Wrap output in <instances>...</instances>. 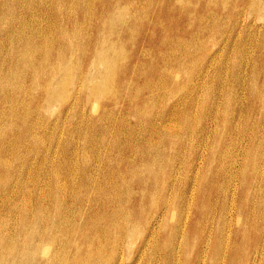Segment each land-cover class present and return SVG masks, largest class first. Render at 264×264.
Instances as JSON below:
<instances>
[{
	"label": "rangeland",
	"instance_id": "374dc122",
	"mask_svg": "<svg viewBox=\"0 0 264 264\" xmlns=\"http://www.w3.org/2000/svg\"><path fill=\"white\" fill-rule=\"evenodd\" d=\"M70 1L71 0H65V3H68V6H73L71 7V10L73 11V14H75V12L77 11L75 14V16L77 17V22L81 23V26L78 24L72 27L70 25H67L68 29L73 32L71 33V35L73 34V43H76L75 40L81 35L86 41H94L96 39H99L100 35H102V38H104L105 36V39H103V45L105 47L112 45L110 46L111 49L108 52H105L108 53V56L110 57H107L106 62L97 64L94 63L97 66L95 67L93 65V69H91V67L87 65V57H83V45H79V47L76 43V45H72L71 47V45L66 46V44L64 46H58L56 43L52 45L49 44V50L51 49L54 53L57 52V55H59L58 53H61V56H59L62 58V63L66 65L67 70L64 73H57L55 77H51L54 81L53 85L55 88L52 87L53 89L49 91L50 93H45L46 90L42 86L40 88V84L42 83L41 85H43L44 80L50 77V74L46 71L45 75H49H40L45 73L43 70L44 67L43 69L41 68L42 66H45V62L41 64V67L39 66V63L37 65V67L39 66V69H35V72L31 70V73L33 74H35L36 72L38 74V72H40L38 74L39 77L37 76V74L32 76L30 72L24 74L23 69L26 58L24 59L22 57L21 60H19L20 62L18 61L19 63L15 61L17 59L14 58L11 60L5 59L2 54H5V47H8V42L3 43L2 41H0V56L3 57H0V63L2 64H0V69H2L4 73H7V78L13 77V79H15L14 81L13 79L9 78L10 81L8 80V85L5 88L6 90L4 89V93L0 94V108L2 109H0V112L3 114L2 115L0 113V131H4L3 133L0 132V155L2 156L0 157V166L2 165V168L0 167V226H2L0 228V231L2 229L1 234L4 235V237L0 239V264H119L118 261L120 260L121 264H184L188 256L189 259L186 260V262L187 264H190L195 258L197 248L194 244L197 238L195 237L194 231L189 232V234L184 238H182L181 232L178 231L179 234L177 233V237H175L174 241L172 240L174 234L171 233V227L175 224L176 217H179L185 210V207H183V203H186L184 202L185 200H181V202L176 203V205H178V208H176L177 210H173V204L170 203L169 211L165 218L166 225L165 223H162V225L160 224L161 227H159V225L155 227L157 230H160L157 234L158 237L156 236L152 240V245H154L156 248L153 247L154 250L152 248L147 249V251L145 250L143 253L144 257L142 255V257L140 258V262L137 261V257L139 256L136 257L134 253L135 246L141 238V231L143 230V227L145 228V226L147 225V221L150 219V216L152 214V212L150 213V210L148 208V206H150V201L152 198L150 199V195L148 194L150 193L154 196L160 194L159 188L160 185H162V182H166L167 184H169V180L171 178V182H173L174 184V189H176L178 186H185L187 189V193L189 192V194H187L185 191V199L187 198L186 201H188L189 204L191 202L189 209V212L191 211L190 217H203L207 209L212 206V212L213 214L216 213L217 219L220 220V217L222 216L225 222H228L231 215H227L226 213L218 215L220 204L224 200L226 201V204H228L227 202L229 201L231 203V206L233 204L235 208L237 207L238 210H243L244 212L243 214H241V221L237 220L236 215H233V231L235 230L237 223L240 224L241 227H245L247 220L249 221L250 218L251 220H255V225L257 222L258 226H260L264 231V205L262 206V204L264 203V0H253L255 4L257 2L256 5H258L259 2L258 8L257 6L249 5L252 4L248 3L251 0L246 3L245 0H117L120 1V6L126 4V8L121 7L119 8V10L115 8V12L114 10L112 12L113 15L106 16L103 22L101 17L104 10L102 11L101 7L107 4L108 8H112L116 3V0H85L86 3L84 2V0H76V2L75 0L74 2H72L73 0L71 2ZM2 2L3 3L0 2L1 5L6 3L8 5L11 3L8 0H3ZM78 2L79 4L77 6L75 3ZM45 3H47V1ZM81 3L84 6H82ZM248 6L251 7L249 8ZM82 7H85V16L83 15V12H81ZM19 11L20 10H18V12ZM0 12L1 16L2 11L0 10ZM91 24L93 26L95 25L97 30L99 29L98 32L93 31V28L90 27ZM3 25H5L4 22ZM111 25L113 26V28ZM78 28H80L79 31L77 30ZM57 31L58 30H56L55 32ZM74 34L76 38L74 37ZM255 35L257 37H255ZM151 38L153 39L152 44H150L148 41ZM253 38L255 40H253ZM107 39L108 41H106ZM161 39L164 42L163 44H165V46H161ZM257 40L260 43H257ZM262 41L263 43H261ZM244 42L246 44H244ZM244 45L246 46L244 47ZM112 49L113 53H115L116 55L112 53ZM62 50L64 51V53L62 52ZM1 60L4 62V64ZM54 60L55 58L49 59V62H54ZM16 62L18 66L15 64ZM37 62L38 61H36L35 63ZM81 63L85 68H88L87 70L89 72L93 70L91 72L92 74L96 71L103 70L111 75L108 77V74H105L103 78H100V81L96 79L97 82H99L98 85L100 86L101 94L99 93L97 95L89 97L87 91L83 90L82 87L84 82H82V79L79 78V76L77 77L76 75L78 72V65ZM46 64L49 65L50 63ZM105 67L107 68L105 69ZM5 69H10L11 71ZM16 70L18 71L16 72ZM72 70L73 72L71 73ZM14 71L16 73L14 75L19 76L14 77L12 73ZM20 73L23 75V77H21L22 75ZM125 73H128L127 81L125 80V78H123V75ZM10 74H12V76ZM1 75H3V73H1ZM31 76L35 77V79L33 78V80H31ZM42 77L43 79L45 77V79L41 80ZM20 78H22V80ZM72 78L73 80H71ZM109 78L110 80H108ZM2 80L5 81V79ZM16 80L21 81L20 83H22L24 88H18L17 86L19 82H17ZM30 80L32 83L29 82ZM68 80H71L72 83ZM13 81L16 82V84ZM26 83L28 86L26 85ZM30 83L32 86L29 85ZM111 84H113V86ZM17 88L19 89L18 91L16 90ZM33 90H36L37 92ZM8 91H10L11 93ZM15 93L17 94V96L13 95ZM5 94H8L10 97H6L7 95L5 96ZM229 94L231 96L233 95V97L235 98H232V100H230L231 98H228L231 97ZM122 98L124 101L122 100ZM69 100H71V102ZM236 100L240 101V103ZM233 101L237 105H235ZM248 101L250 102V104L248 103ZM204 102L205 104H203ZM73 103L75 104L74 106H72L73 108H70V111L67 110L68 107ZM213 108L216 110H214ZM223 110L226 113H224ZM230 110L232 111L230 112ZM184 113H186V115ZM187 116H190L188 117L189 122L186 120ZM176 117L180 121L175 120ZM20 119H25L26 121H21ZM191 119L193 122H191ZM11 121H13L11 125H14V129L10 125ZM151 121H153V123L151 124L152 126L150 125ZM184 121L187 122V125ZM23 122L25 124H23ZM168 122H170V124ZM174 122L178 125H176ZM190 123H192L191 126ZM9 126L11 128H9ZM20 126L21 128L19 130ZM164 126H166L165 128L171 126L170 129L172 130H166L165 136L160 137L159 135H162L161 132ZM260 126H263V129ZM25 129H27V131ZM192 129H194L195 132H193ZM13 131L18 132L15 133ZM167 133L169 134V136ZM173 133L174 136L171 137V134ZM17 135L19 136V138H17ZM31 136H33L34 138H32ZM175 136H177L178 138ZM195 136L197 138H195ZM174 137L176 140L174 139ZM11 139L12 142H10ZM1 150L4 151L2 152ZM45 150L48 151V156L46 155V157L44 156ZM253 152L255 153V155L253 154ZM246 155H248L249 157ZM5 157L8 159H6ZM13 157L15 158V160ZM17 159H19L21 162ZM4 160L7 161L5 162ZM44 160H47V163ZM11 162H13V164ZM15 162H17L18 164ZM24 162L26 163V165L24 164ZM125 162L129 164H126ZM3 163H5L6 165ZM8 164L9 168H6L5 166L8 167ZM40 164L42 165L40 166ZM43 164H46L48 167ZM241 165L242 167L245 165L246 166L242 168L240 167ZM67 166L70 168H68ZM151 166L157 170L156 176L149 177L150 183L153 184V186L148 191H144L146 196L143 197L142 211H139L138 213L134 212V214L131 211V206L128 199L132 197L133 201H135L136 197H141L142 193L141 187L136 184L138 182L135 178L140 177V175L146 177L148 175L147 169H150ZM128 167L130 168V170ZM186 167H188L189 169ZM6 169H10L9 172ZM38 169H40V171ZM125 169L128 171L125 172ZM49 170L54 172H51ZM60 170L63 171V173L60 172ZM18 171L21 173H19ZM129 171H132V173L130 174ZM6 172L9 174H7ZM44 172H46V174ZM139 172H142V174H140ZM242 172H244V177ZM36 173L38 175H36ZM53 173L57 175V179L58 181H60L58 183L62 184L61 191L57 192L54 189L53 185L55 184V176ZM86 173H88V175ZM260 173L263 177V180L260 183V187L263 185V188L261 187V189H258L253 193L251 189L243 188L242 185L239 186L242 180H245V183L250 184V181L254 179L255 176H257L258 178L261 177ZM50 177H53L54 179H51ZM88 177H90V180ZM86 178H88V180ZM26 180L28 181L26 182ZM174 180L176 181L174 182ZM30 181H32L33 183ZM34 181L38 182L35 183ZM64 184L65 186L63 187ZM24 187H26V189ZM21 188H23L24 190ZM45 190L46 192H43ZM22 191H25L24 193L28 192L29 194H24ZM243 191L247 192L248 194L245 196L243 194ZM262 191L263 193H261ZM30 192L32 193L30 194ZM74 192L78 193V197L76 193L74 194ZM87 192H89L90 195ZM22 193L24 195H22ZM33 193L37 194L34 195ZM161 193V199H164V187L163 190H161ZM193 193L195 195H192ZM64 194L67 195L65 196ZM106 194H108L109 196ZM38 195H40L41 197L43 195L44 197H40V199ZM190 195L193 196V198H191ZM84 196L86 197L83 198ZM7 197L12 198H9L10 200L7 201ZM36 197L37 200L34 201ZM90 197L92 198V200ZM112 197L114 198L112 199ZM251 197L259 201V203L262 200V202L260 203L261 205L259 204L260 207H258V205V208H256L258 210L257 212L255 210L256 201L253 207L250 202L246 201V198ZM48 198L51 199L48 200ZM105 198L106 200H104ZM59 199L62 202L66 201V205ZM156 199H158V197ZM39 200L40 204H38ZM76 200L78 201L76 202ZM192 200L194 202H192ZM124 201L125 203H123ZM15 202L17 205L15 204ZM27 203L28 205L33 206H28ZM6 204L8 206H6ZM95 204H97L98 206ZM120 204L123 205L122 208V205ZM23 205L26 207H24ZM2 207L5 209H3ZM40 207L42 210L40 209ZM118 207L120 209H118ZM251 207L253 211L251 210V214L249 215L250 218L246 217V219V211ZM38 210L41 212H38ZM159 210L160 208L154 213L158 212ZM6 211H8L9 213ZM17 211H20V213L22 214ZM25 211H27L28 214L30 213L27 218L28 220L23 216ZM35 211L36 215L34 214ZM10 212L12 215L10 214ZM124 213L127 215H125ZM258 213L259 215H261L260 218ZM128 214H130V218ZM61 215L63 216V218L61 217ZM37 216L38 218H36ZM80 216L83 217L81 218V220ZM124 216L126 218H124ZM131 217L134 223L132 222V224H127V221H129ZM2 218L5 220L3 221ZM19 218L21 219V221ZM147 218L149 219L146 220ZM66 219L69 221H67ZM262 219L263 221H261ZM152 222L154 225V219L152 220ZM2 223L4 224V226ZM32 223H34V225ZM19 224L21 225L20 228H24L23 230L19 228ZM42 225L43 227H38ZM8 226L10 227L11 231ZM247 229L248 227L245 228V233L247 235L244 237V239L241 237H237L236 241H233L234 243L232 242L237 252L235 264H264L263 251L261 250L257 253L254 251L255 245H253L249 241L252 236V231L248 232ZM40 231L43 232L40 233ZM225 231L227 234V226H225ZM87 233L89 236L87 235ZM118 235H121V237H119ZM37 236L40 238H38ZM178 236L180 239L178 238ZM113 237L116 238L114 239ZM261 237L262 238L260 239L261 241L259 243L260 245H262V242H264V235H262ZM21 240L23 241L21 242ZM158 241H160L161 243H159ZM184 241H186V243H183ZM171 242L173 244L177 243L178 245L174 246ZM7 244L9 245L7 246ZM48 246L51 247L49 248ZM158 246L159 248H157ZM262 246L264 247V244ZM117 247L118 249H120L121 247L122 248L118 250ZM46 250L49 252L47 253ZM170 250H178L176 253H180L181 257L175 259V261L172 262V259L170 258ZM183 251H185L188 256H185ZM145 255L149 257V260ZM119 256L122 257L121 259L119 258V260H117V257ZM49 257H51L52 259ZM168 257L170 258L169 260L167 259ZM165 259H167V262ZM147 260L149 261L148 263ZM46 261H49L50 263ZM198 262H200L199 259Z\"/></svg>",
	"mask_w": 264,
	"mask_h": 264
},
{
	"label": "bare ground",
	"instance_id": "6f19581e",
	"mask_svg": "<svg viewBox=\"0 0 264 264\" xmlns=\"http://www.w3.org/2000/svg\"><path fill=\"white\" fill-rule=\"evenodd\" d=\"M3 0H0V2L1 3H3L2 2ZM8 1H10L11 3L10 4H8L7 5V3L6 4H0V10L2 11V15L0 16V41H2L3 43H7L8 42V47H5V54L3 55L2 54V56H4V58L5 59H17V60H15V61H19V60H21V58L23 57L24 59L26 58V61H25V65H24V74H27L28 72H35L34 70L35 69H37L39 66L41 67V64L43 63V62H45V66H42L41 68L43 69V67H44V72L46 71V72H48L49 74H50V77H48V78H46L45 79V77H44V79H43V77L41 78V80L43 79L44 80V82H43V85H41L40 84V88H41V86L46 90L45 91V93L47 92H49L50 90H52L53 88L52 87H54V81H53V79L51 78V77H55V75L57 74V73H64L66 70H67V67H66V65L65 64H63L62 63V61H61V53H58L59 55H57V52L56 53H54V52H52V50L50 49L49 50V48H48V46H49V44L50 45H52V44H57L58 46H64L65 44H66V46H68V45H71V47H72V45H76V43L78 44V46L80 45H83V47H84V52H83V57H87V59H88V63H87V65L88 66H90L91 67V69H93L92 68V66L94 65L95 67L97 66L96 64L97 63H104V62H106L107 61V57H109L108 56V53H105V52H108L110 49H111V47L110 46H112V45H109V46H107V47H105L103 44V39H105V36L104 35H106V34H104L103 36H104V38H102V35H100V38L99 39H96V40H94V41H90V40H84V37L81 35V36H79V37H77V39L75 40V42L76 43H73L74 42V40H72V35H71V33H73L72 31H70L69 29H68V27H67V25H70L71 27L72 26H75V25H80L81 26V23H78L77 22V17L75 16V14H76V12H75V14H73V11L71 10V7H73V6H68L67 4L68 3H65V0H8ZM47 1V3H45ZM72 1V0H71ZM70 1V2H71ZM78 1V0H77ZM127 1V0H126ZM249 0H245V3L246 2H248ZM69 2V3H70ZM72 2H74V0L72 1ZM75 2H76V0H75ZM81 2V1H80ZM84 2H85V0H84ZM120 1H117L116 0V3L114 4V6L112 7V8H108V5L106 4V5H103L102 7H101V10L103 11V13H102V17H101V19H102V22H103V20H104V18H106V16H109V15H113L112 14V12H113V10H114V12H115V8H117V10H119V8H126V4H124L123 6H120L121 5V3H119ZM83 3V2H82ZM82 3H81V5H82ZM86 3V2H85ZM85 3H83V4H85ZM110 3V2H109ZM132 3V2H131ZM248 3H252V4H249V5H253V6H257V8L259 7L258 5H259V2H258V5H256L257 4V2H256V4H255V2L253 1V0H251V1H249ZM77 6H78V4H79V2L78 3H75ZM187 4H188V2H187ZM71 5H72V3H71ZM86 5V4H85ZM88 5V4H87ZM151 5V4H150ZM82 6H84V5H82ZM133 6V5H132ZM80 7V6H79ZM86 7V6H85ZM85 7H82V9H81V12H83V15H84V11H85ZM249 7V6H248ZM251 7V6H250ZM249 7V8H250ZM76 8V7H75ZM253 8V7H252ZM257 8H255V9H257ZM18 10H20L19 12H18ZM77 10V9H76ZM133 10V9H132ZM254 10V9H253ZM16 11H17V13H16ZM101 11V12H102ZM1 13V12H0ZM16 13V14H15ZM5 15H6V17H5ZM243 15V14H242ZM85 16V15H84ZM115 16V15H114ZM138 17V16H137ZM7 18V19H6ZM114 18V17H113ZM87 19V18H86ZM108 19V18H107ZM241 20V19H240ZM109 21V20H108ZM140 21V20H139ZM3 22H4V24L5 25H3ZM86 22V21H85ZM121 22V21H120ZM124 22H125V20H124ZM87 23V22H86ZM88 23H90V22H88ZM107 23V22H106ZM59 24V25H58ZM110 24V23H109ZM108 24V25H109ZM123 24V23H122ZM125 24V23H124ZM101 25V24H100ZM83 26V25H82ZM112 26V25H111ZM115 26V25H114ZM91 28H93V31H96V32H98V30H97V28H96V26L94 25H92L91 24V26H90ZM241 27V26H240ZM58 28V29H57ZM74 28V27H73ZM72 28V29H73ZM76 28V27H75ZM112 28H113V26H112ZM79 29L80 28H78L77 30L79 31ZM56 30H58L57 32H55ZM120 31H121V29H120ZM110 32V31H109ZM238 32V31H237ZM101 33V32H100ZM99 33V34H100ZM99 34H98V36H99ZM118 34V33H117ZM109 35V34H108ZM110 36V35H109ZM108 36V37H109ZM237 36V35H236ZM74 37H75V34H74ZM73 37V38H74ZM206 37V36H205ZM255 37H257L256 35H255ZM76 38V37H75ZM259 38V37H258ZM257 38V39H258ZM250 40V39H249ZM248 40V41H249ZM252 40V39H251ZM253 40H255L254 38H253ZM252 40V41H253ZM264 40V39H263ZM106 41H108V39L106 40ZM115 41V40H114ZM141 41V40H140ZM149 41V43L150 44H152L153 43V39L151 38V39H149L148 40ZM204 41V40H203ZM86 42H87V44H86ZM251 42V41H250ZM250 42H248V43H250ZM257 43H260L258 40L256 41ZM73 43V44H72ZM107 43V42H106ZM111 43V42H110ZM109 43V44H110ZM114 43V42H113ZM160 43H161V46H165V44H163L164 42L162 41V39H161V41H160ZM255 43V42H254ZM257 43H256V45H257ZM261 43H263V41L261 42ZM115 44V43H114ZM114 44H113V49H114ZM244 44H246L245 42H244ZM256 45H255V47H256ZM79 46V47H80ZM120 46V45H119ZM122 46V45H121ZM174 46H176V45H174ZM173 46V47H174ZM224 46V45H223ZM246 45H244V47H245ZM251 46H254V45H251ZM259 46V45H258ZM70 47V48H71ZM82 47V48H83ZM243 47V48H244ZM63 48V47H62ZM121 48V47H120ZM221 48V47H220ZM113 49L111 50L112 51V53H113ZM55 50V49H54ZM60 50V49H59ZM79 51H81V50H79ZM133 51V50H132ZM220 51V50H219ZM61 52V51H60ZM62 52L64 53V51L62 50ZM79 53H81V52H79ZM116 53H118V52H116ZM133 53V52H132ZM70 54V53H69ZM113 54H115V53H113ZM116 55V54H115ZM2 56H0V57H2ZM27 56V57H26ZM111 56V55H110ZM112 56H114V55H112ZM121 56V55H120ZM3 58V57H2ZM20 58V59H19ZM54 59L55 58V60H54V62H49V59ZM110 58V57H109ZM122 58V57H121ZM67 59V58H66ZM3 60V59H2ZM1 60V61H2ZM9 60V61H10ZM192 60V59H191ZM36 61H38L37 63H35ZM113 61H114V59H113ZM3 62V61H2ZM17 62L15 63L16 65H17ZM20 62V61H19ZM18 62V63H19ZM8 63H10V62H8ZM40 63V64H39ZM46 63H50L49 65H47ZM71 63V62H70ZM94 63H96V64H94ZM1 64V63H0ZM3 64H4V62H3ZM13 64V63H12ZM14 64V65H15ZM39 64V66L37 67V65ZM106 64V63H105ZM111 64V63H110ZM112 64H114V63H112ZM2 65V64H1ZM0 65V66H1ZM10 65V64H9ZM99 65V64H98ZM101 65V64H100ZM182 65V64H181ZM186 65V64H185ZM18 66V65H17ZM19 66H21V65H19ZM79 67H78V72H77V77L79 76V78H81L82 79V82H84V84H83V90L84 91H87V94H88V96L89 97H91V96H94V95H97V94H101V89H100V86L98 85L99 84V82H97V80H99L100 81V78H103L104 76H105V74H108V77L109 76H111V75H109V73L107 72H105V71H96L95 73H91L93 70H91V72H89L87 69V67L85 68L84 67V65H82V63L81 64H79L78 65ZM3 67V66H2ZM8 67H10V66H8ZM13 67H15V66H13ZM23 67V66H22ZM95 67H94V69H95ZM1 68V67H0ZM73 68V67H72ZM107 67H105V69H106ZM137 68V67H136ZM163 68V67H162ZM11 69H12V66H11ZM14 69V68H13ZM17 69V68H16ZM39 69V68H38ZM49 69V70H48ZM111 69V68H110ZM121 69H123V68H121ZM5 70H10V69H5ZM15 70V69H14ZM22 70V71H23ZM32 70V71H31ZM48 70V71H47ZM182 70V69H181ZM11 71V70H10ZM9 71V72H10ZM18 70H16V72H17ZM20 71V70H19ZM37 71H39V70H37ZM119 71V70H118ZM127 71V70H126ZM125 71V72H126ZM5 72H8V71H5ZM46 72L44 73V74H40V75H45L46 74ZM73 72V70L71 71V73ZM111 72V71H110ZM120 72V71H119ZM1 73H3V75H1ZM11 73V72H10ZM13 73V75L14 74H16L15 73V71L14 72H12ZM40 72H38V74H39ZM244 73V72H243ZM9 74V73H8ZM21 74V73H20ZM32 74V76H34V75H36L37 74V72L35 73V74H33V73H31ZM38 74H37V76H38ZM49 74H47V75H49ZM68 74V73H67ZM127 74L128 73H125L124 75H123V78H125V80L127 81ZM5 75V76H4ZM11 76H12V74H10ZM22 75V74H21ZM47 75H45V76H47ZM59 75V74H58ZM72 75V74H71ZM115 75V74H114ZM118 75V74H117ZM117 75H116V77H117ZM180 75V74H179ZM186 75V74H185ZM239 75V74H238ZM7 76V73H4L3 71H2V69H0V94L1 93H4V91L6 90L5 88L7 87V85H8V80L10 81V79L9 78H11V77H6ZM16 75H14V77H15ZM17 76H19V75H17ZM16 76V77H17ZM31 76V77H32ZM119 76H120V73H119ZM130 76V75H129ZM205 76V75H204ZM223 76V75H222ZM7 79H6V78ZM21 77H23V75L21 76ZM39 77V76H38ZM74 77V76H73ZM107 77V76H106ZM107 77V78H108ZM27 78H29V77H27ZM33 78L35 79V77H32L31 78V80H33ZM57 78V77H56ZM68 78V77H67ZM240 78V77H239ZM254 78V77H253ZM2 79H5V81H3ZM11 79H13V77L11 78ZM21 80H22V78H20ZM78 79V78H77ZM97 79V80H96ZM14 81H15V79H13ZM31 80L29 81V82H31ZM57 80V79H56ZM71 80H73V78L71 79ZM69 81V82H71L72 83V81ZM78 80H80V79H78ZM108 80H110V78L108 79ZM123 80V79H122ZM121 80V81H122ZM129 80V79H128ZM247 80V79H246ZM255 80V79H254ZM13 81V82H14ZM17 82H19V84H18V88H24L23 87V85H22V83H20L21 81H19V80H16ZM58 81V80H57ZM56 81V82H57ZM81 81V80H80ZM39 82V81H38ZM55 82V83H56ZM86 82V83H85ZM123 82V81H122ZM15 84H16V82H14ZM13 83V84H14ZM32 83V82H31ZM31 83L29 84V85H31ZM74 83H75V81H74ZM79 83H81V82H79ZM245 83V82H244ZM23 84H24V82H23ZM39 84V83H38ZM120 84H121V82H120ZM124 84V83H123ZM26 85H27V83H26ZM48 85V86H47ZM74 85V84H73ZM112 86H113V84H111ZM10 86V85H9ZM28 86V85H27ZM32 86V85H31ZM70 86V85H69ZM132 86V85H131ZM130 86V87H131ZM12 87V86H11ZM77 87V86H76ZM103 87V86H102ZM16 89L17 91L19 90V89ZM26 88V87H25ZM47 88V89H46ZM55 88V87H54ZM72 88V87H71ZM80 88V87H79ZM115 88V87H114ZM5 89V90H4ZM78 89V88H77ZM76 89V90H77ZM117 89V88H116ZM254 89V88H253ZM15 90V91H16ZM27 90V89H26ZM118 90V89H117ZM11 91V90H10ZM10 91H8V92H10ZM29 91V90H28ZM33 91H36V90H33ZM79 91V90H78ZM7 92V93H8ZM14 92V91H13ZM21 92V91H20ZM37 92V91H36ZM75 92V91H74ZM111 92V91H110ZM11 93V92H10ZM27 93V92H26ZM50 93V92H49ZM86 93V92H85ZM134 93V92H133ZM28 94V93H27ZM77 94V93H76ZM103 94V93H102ZM7 95V96H6ZM14 96L16 95L17 96V94L15 93V94H13ZM30 95V94H29ZM72 95V94H71ZM230 95V94H229ZM3 96V95H2ZM5 96L6 97H8L9 95L8 94H5ZM12 96V95H11ZM46 96V95H45ZM121 96V95H120ZM122 96H124V95H122ZM231 96V95H230ZM237 96V95H236ZM10 97V96H9ZM19 97V96H18ZM228 97V96H227ZM15 98V97H14ZM17 98V97H16ZM20 98V97H19ZM70 98H71V96H70ZM77 98H78V96H77ZM226 98V97H225ZM228 98H231L230 100H232V98H235V97H233V95L231 96V97H228ZM240 98V97H239ZM263 98V97H262ZM6 99V98H5ZM4 99V100H5ZM8 99V98H7ZM86 99V98H85ZM104 99V98H103ZM237 99V98H236ZM44 100H45V98H44ZM48 100V99H47ZM122 100H123V98H122ZM203 100H205V99H203ZM239 100V99H238ZM238 100H236L237 102H239L240 103V101H238ZM243 100V99H242ZM263 100H264V98H263ZM19 101H20V99H19ZM70 102H71V100H69ZM74 101H75V99H74ZM87 101V100H86ZM124 101V100H123ZM157 101V100H156ZM3 102V101H2ZM7 102V101H6ZM17 102V101H16ZM15 102V103H16ZM154 102V101H153ZM197 102V101H196ZM234 102V101H233ZM8 103V102H7ZM75 103V102H74ZM71 104L69 107H68V109L67 110H69L70 111V108H73L72 106H74L75 104ZM201 103V102H200ZM199 103V104H200ZM238 103V104H239ZM243 103V102H242ZM248 103L250 104V102L248 101ZM263 103V102H262ZM64 104V103H63ZM62 104V105H63ZM196 104V103H195ZM203 104H205V102L203 103ZM234 104H235V102H234ZM37 105V104H36ZM58 105V104H57ZM130 105V104H129ZM190 105H192V104H190ZM235 105H237V104H235ZM234 105V106H235ZM46 106V105H45ZM143 106V105H142ZM157 106V105H156ZM209 106V105H208ZM243 106V105H242ZM248 106V105H247ZM8 107V106H7ZM195 107V106H194ZM13 108V107H12ZM41 108H42V106H41ZM192 108V107H191ZM201 108V107H200ZM203 108V107H202ZM1 109V108H0ZM7 109V108H6ZM35 109V108H34ZM37 109H39V108H37ZM82 109V108H81ZM189 109H190V107H189ZM214 109V108H213ZM228 109V108H227ZM2 110V109H1ZM16 110V109H15ZM92 110V109H91ZM197 110H199V109H197ZM202 110V109H201ZM200 110V111H201ZM214 110H216V109H214ZM174 111V110H173ZM211 111V110H210ZM232 110H230V112H231ZM5 112V111H4ZM8 112V111H7ZM18 112V111H17ZM202 112H204V111H202ZM206 112V111H205ZM223 112H224V110H223ZM234 112V111H233ZM1 113V112H0ZM187 113H189V112H187ZM210 113V112H209ZM224 113H226V112H224ZM2 114V113H1ZM6 114V113H5ZM15 114H16V112H15ZM52 114V113H51ZM81 114H82V112H81ZM175 114V113H174ZM185 115H186V113H184ZM194 114V113H193ZM205 114V113H204ZM215 114V113H214ZM3 115V114H2ZM11 115V114H10ZM18 115V114H17ZM169 115V114H168ZM178 115V114H177ZM181 115V114H180ZM188 115H190V114H188ZM202 115V114H201ZM210 115V114H209ZM83 116V115H82ZM166 116V115H165ZM174 116H176V115H174ZM182 116V115H181ZM184 116V115H183ZM195 116V115H194ZM233 116H234V114H233ZM1 117V116H0ZM2 117H4V116H2ZM8 117V116H7ZM23 117H25V116H23ZM38 117V116H37ZM167 117V116H166ZM171 117V116H170ZM178 117V116H177ZM176 117V118H177ZM185 117V116H184ZM188 117H190V116H187V121H188ZM192 117V116H191ZM202 117V116H201ZM206 117H208V116H206ZM26 118H27V115H26ZM35 118V117H34ZM88 118V117H87ZM137 118V117H136ZM155 118V117H154ZM175 118V120H178V118L176 119ZM197 118V117H196ZM199 118V117H198ZM238 118V117H237ZM8 119V118H7ZM12 119V118H11ZM10 119V120H11ZM14 119H16V118H14ZM30 119V118H29ZM28 119V120H29ZM172 119V118H171ZM185 119V118H184ZM195 119V118H194ZM21 120V119H20ZM22 120H24V121H26L25 119H22ZM21 120V121H22ZM157 120V119H156ZM174 120V119H173ZM231 120V119H230ZM1 121V120H0ZM20 121V122H21ZM33 121H35V120H33ZM61 121V120H60ZM153 121H154V119H153ZM153 121H151L150 122V125L153 123ZM170 121V120H169ZM178 121H180V120H178ZM183 121V120H182ZM200 121V120H199ZM227 121V120H226ZM5 122V121H4ZM28 122V121H27ZM89 122V121H88ZM184 122H186V121H184ZM189 122V121H188ZM191 122H193L192 121V119H191ZM228 122H229V118H228ZM1 123V122H0ZM13 123V121H11V123H10V125ZM16 123V122H15ZM81 123V122H80ZM128 123V122H127ZM159 123H161V122H159ZM169 124H170V122H168ZM175 123V122H174ZM180 123V122H179ZM183 123V122H182ZM181 123V124H182ZM4 124V123H3ZM23 124H25L24 122H23ZM22 124V125H23ZM165 124V123H164ZM176 125H178L177 123H175ZM181 124H179V125H181ZM191 124L192 123H190V126H191ZM200 124V123H199ZM230 124V123H229ZM27 125H28V123H27ZM63 125V124H62ZM168 125V124H167ZM186 125H187V122H186ZM260 125V124H259ZM263 125V124H262ZM12 127H13V129H14V125H11ZM15 126H16V124H15ZM35 126V125H34ZM152 126V125H151ZM194 126H195V124H194ZM228 126H230V125H228ZM264 126V125H263ZM262 126V127H263ZM166 126H164V128H162V132H161V134L162 135H159L160 137H164L165 136V132H166V130H168V131H170V130H172V129H170V127L168 128H165ZM179 127H181V126H179ZM193 127V126H192ZM261 127V126H260ZM261 127V128H262ZM9 128H11L10 126H9ZM9 128H7V129H9ZM17 128H18V125H17ZM20 128H21V126L19 127V130H20ZM87 128V127H86ZM113 128V127H112ZM264 128V127H263ZM262 128V129H263ZM1 129V128H0ZM6 129V128H5ZM4 129V130H5ZM54 129V128H53ZM52 129V130H53ZM208 129V128H207ZM17 130V129H16ZM26 131H27V129H25ZM157 130V129H156ZM182 130V129H181ZM187 130V129H186ZM193 130V132H195V130L194 129H192ZM3 131V130H2ZM7 131V130H6ZM5 131V132H6ZM9 131V130H8ZM11 131V130H10ZM29 131V130H28ZM154 131V130H153ZM176 131V130H175ZM184 131V130H183ZM182 131V132H183ZM211 131V130H210ZM213 131V130H212ZM244 131V130H243ZM1 132V131H0ZM4 132V131H3ZM3 132H1V133H3ZM13 132H15V133H17L16 131H13ZM192 132V131H191ZM197 132V131H196ZM111 133V132H110ZM170 133H172V132H170ZM29 134V133H28ZM34 134V133H33ZM168 134V133H167ZM179 134V133H178ZM177 134V135H178ZM188 134V133H187ZM25 135V134H24ZM32 135V134H31ZM3 136V135H2ZM5 136H7V135H5ZM15 136V135H14ZM38 136V135H37ZM168 136H169V134H168ZM172 136H174V133L173 134H171V137ZM180 136V135H179ZM184 136V135H183ZM202 136V135H201ZM230 136V135H229ZM0 137H1V135H0ZM32 138H34L33 136H31ZM79 137V136H78ZM175 137H177V136H175ZM175 137H174V139H175ZM186 137H187V135H186ZM190 137V136H189ZM192 137V136H191ZM208 137V136H207ZM16 138V137H15ZM17 138H19V136L17 135ZM30 138V137H29ZM36 138V137H35ZM38 138V137H37ZM50 138V137H49ZM110 138V137H109ZM168 138V137H167ZM178 138V137H177ZM180 138V137H179ZM195 138H197L196 136H195ZM201 138V137H200ZM12 139H13V137H12ZM12 139H11V141L10 142H12ZM39 139V138H38ZM37 139V140H38ZM165 139V138H164ZM164 139H162V140H164ZM184 139H186V138H184ZM191 139V138H190ZM233 139V138H232ZM5 140V139H4ZM28 140V139H27ZM30 140V139H29ZM32 140V139H31ZM36 140V139H35ZM48 140V139H47ZM156 140V139H155ZM176 140V139H175ZM208 140V139H207ZM13 141H14V139H13ZM189 141V140H188ZM0 142H1V140H0ZM5 142V141H4ZM8 142V141H7ZM31 142V141H30ZM29 142V143H30ZM37 142V141H36ZM179 142V141H178ZM201 142V141H200ZM14 143V142H13ZM182 143V142H181ZM2 144V143H1ZM4 144V143H3ZM10 144V143H9ZM8 144V145H9ZM16 144H18V143H16ZM37 144V143H36ZM45 144V143H44ZM64 144V143H63ZM185 144H188V143H185ZM197 144H200V143H197ZM226 144V143H225ZM233 144V143H232ZM259 144V143H258ZM6 145V144H5ZM14 146V145H13ZM67 146V145H66ZM183 146V145H182ZM234 146V145H233ZM5 147V146H4ZM10 147V146H9ZM12 147V146H11ZM17 147V146H16ZM65 147V146H64ZM188 147V146H187ZM230 147V146H229ZM6 148H8V147H6ZM235 148V147H234ZM2 149V148H1ZM11 149V148H10ZM14 149V148H13ZM15 149H17V148H15ZM27 149V148H26ZM81 149H82V147H81ZM225 149V148H224ZM74 150V149H73ZM117 150V149H116ZM186 150V149H185ZM234 150V149H233ZM2 151V150H1ZM4 151V150H3ZM2 151V152H3ZM78 151V150H77ZM82 151V150H81ZM134 151V150H133ZM184 151V150H183ZM250 151H251V149H250ZM9 152H11V151H9ZM17 152V151H16ZM42 152H44V151H42ZM189 152V151H188ZM7 153V152H6ZM6 153H4V154H6ZM15 153V152H14ZM74 153V152H73ZM247 153V152H246ZM42 154V153H41ZM48 154V151L47 150H45V153H44V156L46 157V155ZM56 154H57V152H56ZM97 154V153H96ZM104 154V153H103ZM163 154H164V152H163ZM189 154V153H188ZM230 154H232V153H230ZM253 154L255 155V153L253 152ZM83 155V154H82ZM85 155V154H84ZM8 156V155H7ZM10 156H12V155H10ZM14 156V155H13ZM17 156H18V154H17ZM22 156V155H21ZM44 156H43V159H44ZM48 156V155H47ZM223 156V155H222ZM246 156H248V155H246ZM252 156V155H251ZM0 157H2L1 155H0ZM25 157V156H24ZM59 157V156H58ZM85 157V156H84ZM249 157V156H248ZM6 158V157H5ZM9 158H11V157H9ZM14 158V157H13ZM18 158V157H17ZM26 158V157H25ZM264 158V157H263ZM262 158V159H263ZM6 159H8V158H6ZM110 159V158H109ZM235 159V158H234ZM248 159V158H247ZM255 159V158H254ZM3 160V159H2ZM14 160H15V158H14ZM13 160V161H14ZM17 160H19V159H17ZM24 160V159H23ZM36 160V159H35ZM41 160V159H40ZM49 160H50V158H49ZM48 160V161H49ZM258 160V159H257ZM5 161V160H4ZM7 161V160H6ZM5 161V162H6ZM11 161H12V159H11ZM20 161V160H19ZM45 161V160H44ZM47 161V160H46ZM45 161V162H46ZM53 161V160H52ZM89 161V160H88ZM98 161V160H97ZM234 161V160H233ZM246 161V160H245ZM21 162V161H20ZM64 162V161H63ZM66 162V161H65ZM90 162V161H89ZM88 162V163H89ZM231 162V161H230ZM237 162V161H236ZM251 162H253V161H251ZM250 162V163H251ZM259 162V161H258ZM12 164H13V162H11ZM15 163H17V162H15ZM29 163V162H28ZM47 163V162H46ZM54 163V162H53ZM87 163V164H88ZM92 163V162H91ZM126 163V162H125ZM247 163H248V161H247ZM257 163V162H256ZM1 164V163H0ZM3 164H5V163H3ZM10 164V163H9ZM9 164H8V167L7 166H5L6 168H9ZM18 164V163H17ZM24 164L26 165V163L24 162ZM35 164V163H34ZM50 164V163H49ZM59 164V163H58ZM60 164H62V163H60ZM71 164V163H70ZM126 164H129V163H126ZM131 164V163H130ZM147 164V163H146ZM243 164V163H242ZM6 165V164H5ZM29 165V164H28ZM33 165V164H32ZM39 165V164H38ZM42 164H40V166H41ZM43 165H46V164H43ZM67 165V164H66ZM95 165V164H94ZM125 165V164H124ZM246 165H248V164H246ZM245 165V166H246ZM256 165V164H255ZM2 166V165H1ZM0 166V167H1ZM12 166V165H11ZM21 166V165H20ZM47 166V165H46ZM57 166V165H56ZM55 166V167H56ZM87 166V165H86ZM245 166H243V167H245ZM48 167V166H47ZM60 167V166H59ZM62 167V166H61ZM65 167V166H64ZM68 167V166H67ZM90 167V166H89ZM124 167V166H123ZM184 167V166H183ZM233 167V166H232ZM231 167V168H232ZM235 167V166H234ZM240 167H242V165L240 166ZM242 167V168H243ZM256 167V166H255ZM259 167V166H258ZM2 168V167H1ZM11 168V167H10ZM19 168V167H18ZM41 168V167H40ZM68 168H70V167H68ZM88 168V167H87ZM129 168V167H128ZM137 168V167H136ZM186 168H188V167H186ZM261 168V167H260ZM21 169H23V168H21ZM31 169H32V167H31ZM34 169V168H33ZM43 169V168H42ZM49 169V168H48ZM54 169V168H53ZM60 169V168H59ZM189 169V168H188ZM239 169V168H238ZM253 169V168H252ZM256 169V168H255ZM8 172H9V170L8 169H6ZM26 170V169H25ZM39 171H40V169H38ZM55 170V169H54ZM62 170V169H61ZM60 170V172H62L63 173V171H61ZM64 170V169H63ZM67 170V169H66ZM126 170V169H125ZM129 170H130V168H129ZM131 170H133V169H131ZM191 170V169H190ZM226 170V169H225ZM225 170H224V172H225ZM228 170V169H227ZM233 170V169H232ZM235 170V169H234ZM243 170V169H242ZM260 170V169H259ZM263 170V169H262ZM22 171V170H21ZM32 171V170H31ZM48 171V170H47ZM49 171H51V170H49ZM71 171V170H70ZM73 171V170H72ZM128 170H126L125 172H127ZM135 171V170H134ZM137 171H138V169H137ZM139 171H140V169H139ZM141 171H143V170H141ZM145 171V170H144ZM162 171V170H161ZM236 171V170H235ZM255 171H257V170H255ZM19 172V171H18ZM23 172H24V170H23ZM22 172V173H23ZM51 172H54V171H51ZM68 172V171H67ZM130 172V171H129ZM147 172H148V175L145 177V176H141L140 175V177H136L135 179L137 180V182L138 183H136L139 187H141V190H142V193H141V197H136V199H135V201H133V199H132V197H130L129 199H128V201H129V203H130V206H131V211H132V213H138L139 211H142V207H143V197H145L146 195H145V193H144V191H148L152 186H153V184H151L150 183V180H149V177L150 176H156V173H157V170L154 168V167H152L151 166V168L150 169H147ZM258 172H261V171H258ZM5 173V172H4ZM7 173V172H6ZM19 173H21V172H19ZM33 173H34V171H33ZM38 173V172H37ZM36 173V175H38ZM45 174H46V172H44ZM78 173V172H77ZM132 173V171L130 172V174ZM136 173H138V172H136ZM140 173V172H139ZM240 173V172H239ZM244 172H242V174H243ZM255 173V172H254ZM7 174H9V173H7ZM7 174H5V175H7ZM29 174H30V172H29ZM52 174V173H51ZM54 174V176H55V184L53 185L54 186V189L58 192V191H61L62 190V184L60 183H58V182H60V181H58V177H57V175H55V173H53ZM72 174V173H71ZM81 174V173H80ZM87 175H88V173H86ZM129 174V173H128ZM140 174H142V172L140 173ZM175 174V173H174ZM225 174V173H224ZM236 174V173H235ZM256 174V173H255ZM261 174V173H260ZM60 175H61V173H60ZM65 175H67V174H65ZM83 175V174H82ZM81 175V176H82ZM100 175V174H99ZM138 175V174H137ZM173 175V174H172ZM178 175V174H177ZM198 175V174H197ZM229 175V174H228ZM234 175V174H233ZM254 175V174H253ZM41 176V175H40ZM50 176V175H49ZM52 176V175H51ZM53 176V177H54ZM69 176V175H68ZM86 176V175H85ZM90 176V175H89ZM231 176V175H230ZM229 176V177H230ZM9 177V176H8ZM8 177H7V180H8ZM12 177V176H11ZM14 177V176H13ZM32 177H34V176H32ZM46 177V176H45ZM52 177V178H53ZM125 177V176H124ZM175 177V176H174ZM226 177V176H225ZM243 177H244V174H243ZM257 176H255V178L254 179H252L251 181H250V184L248 183H245V180L243 181L242 179V181H241V183H240V185L239 186H243V188H249V189H251L252 190V192L254 193V192H256L258 189H261V187L263 186H261L260 187V183H261V181L263 180V177H262V174H261V177H257ZM47 178V177H46ZM51 178V177H50ZM51 178V179H52ZM61 178V177H60ZM65 178V177H64ZM66 178H68V177H66ZM89 178V180H90V177H88ZM88 178H86L87 180H88ZM231 178V177H230ZM241 178H242V175H241ZM20 179V178H19ZM28 179V178H27ZM34 179V178H33ZM48 179V178H47ZM54 179V178H53ZM78 179V178H77ZM177 179V178H176ZM182 179V178H181ZM196 179H197V177H196ZM225 179V178H224ZM229 179V178H228ZM235 179V178H234ZM10 180V179H9ZM13 180H15V179H13ZM29 180H30V178H29ZM32 180V179H31ZM43 180V179H42ZM60 180H62V179H60ZM71 180V179H70ZM128 180H129V178H128ZM28 180H26V182H27ZM45 181V180H44ZM52 181V180H51ZM64 181V180H63ZM62 181V182H63ZM73 181V180H72ZM81 181H83V180H81ZM170 182H169V184H167L166 182L165 183H163L162 182V185H160V188H159V191H160V194H162L161 193V190H163V187H164V199L162 198L161 199V196H160V194H158L157 196H154V195H152V194H148V195H150V199H151V201H150V206H148V208H149V210H150V213L152 212V214H151V216H150V219L149 218H147L146 220H148L147 221V225L145 226V228L143 227V230L141 231L140 230V228H139V230L141 231V238L139 239L140 241L137 243V245L135 246V255H136V257L137 256H139V257H137V261L138 262H140L141 260H140V258L142 257V255H143V253H144V251L146 250L147 251V249H153L154 250V248L153 247H155L154 245H152L153 243H152V240L154 239V237H156L157 236V234H158V232L160 231L159 229L157 230L155 227L156 226H158L159 225V227H161L160 226V224L162 225V223H165V225H166V222H165V218H166V215L168 214V211H169V204L170 203H172L173 204V210L174 209H176V208H178V205H176V203H178V202H181V200L182 201H184V202H186V203H183V207H185V210L181 213V215L178 217H176V219H175V224L174 225H172V227H171V230H172V234H174L173 235V241H174V239H175V237H177V233H178V231H180L181 232V235H182V238H184V237H186V235H188L189 234V232H191V231H194V233H195V237H197L196 238V241H195V247H197L196 248V255H195V258L192 260V262L190 263V264H235V262H236V257H237V252H236V250H235V248H234V246H233V244H232V242L234 241H236V238L237 237H241V238H243L244 239V237L247 235L246 233H245V228L246 227H248V229H247V231L248 232H250V231H252L251 232V234H252V236H251V238L249 239V241H250V243H252L253 245H255L254 246V251L257 253V252H259V251H263V257H264V250H263V244H264V242H262V245H260L259 243H260V239L262 238L261 236L262 235H264V231H263V229L260 227V226H258V223L256 222V225H255V220H251V218L249 217V215L251 214V210H252V207L254 206V203H255V201H256V204H255V210H256V212L258 211L256 208H258V207H260V203L262 202V200H261V202L259 203V201H257V200H255V199H253V197H251V198H246V201H248V202H250V204L252 205V207L251 208H248L247 209V211H246V216H245V218L246 217H249L250 218V220L248 221L247 220V222H246V225H245V227H241V225L240 224H238L237 223V225H236V227H235V230L233 231V228H232V219H233V215L235 216H237V220H239V221H241L242 220V216H241V214H243L244 212H243V210H238V208L236 207L235 208V206L232 204V206H231V203L228 201L227 203L228 204H226L225 202L226 201H224L223 200V202L220 204V210H219V214L218 215H221V214H223V213H226L227 215H231V217H229V221L228 222H225V220H224V218L221 216L220 217V220L219 219H217V216H216V213H214L213 214V207L211 206L210 208H208L207 209V211L204 213V215H203V217H190V212H189V209H190V204H191V202H190V204H189V202L188 201H186V199H185V197H186V194H185V191H186V193H187V189H186V187L185 186H178L176 189H174V184H173V182H171L172 181V178L169 180ZM176 180H174V182H175ZM191 181V180H190ZM9 182V181H8ZM30 182H32V181H30ZM35 182V181H34ZM38 181H36L35 183H37ZM41 182H43V181H41ZM46 182V181H45ZM84 182H85V179H84ZM91 182V181H90ZM179 182H181V181H179ZM182 182H183V180H182ZM189 182V181H188ZM194 182V181H193ZM197 182V181H196ZM4 183V182H3ZM20 183V182H19ZM21 183H23V182H21ZM33 183V182H32ZM50 183V182H49ZM48 183V184H49ZM83 183V182H82ZM93 183V182H92ZM187 183V182H186ZM16 184H17V182H16ZM15 184V185H16ZM26 184V183H25ZM39 184V183H38ZM47 184V183H46ZM53 184V183H52ZM67 184H69V183H67ZM73 184V183H72ZM76 184V183H75ZM90 184V183H89ZM88 184V185H89ZM134 184V183H133ZM180 184V183H179ZM178 184V185H179ZM182 184V183H181ZM24 185V184H23ZM33 185V184H32ZM41 185V184H40ZM42 185H44V184H42ZM74 185V184H73ZM82 185V184H81ZM91 185V184H90ZM155 185H156V183H155ZM185 185V184H184ZM187 185V184H186ZM193 185V184H192ZM19 186V185H18ZM25 186V185H24ZM35 186V185H34ZM50 186V185H49ZM49 186H47V187H49ZM52 186V185H51ZM65 186V184L63 185V187ZM70 186V185H69ZM93 186V185H92ZM195 186H196V184H195ZM206 186V185H205ZM27 187V186H26ZM26 187H24L25 189H26ZM33 187V186H32ZM36 187H37V184H36ZM36 187H35V189H36ZM40 187V186H39ZM68 187V186H67ZM84 187V186H83ZM88 187V186H87ZM91 187V186H90ZM95 187V186H94ZM127 187V186H126ZM203 187V186H202ZM237 187H238V185H237ZM252 187H254V188H252ZM264 187V186H263ZM262 187V188H263ZM12 188V187H11ZM20 188V187H19ZM30 188V187H29ZM70 188V187H69ZM77 188V187H76ZM76 188H75V190H76ZM89 188V187H88ZM194 188V187H193ZM18 189V188H17ZM21 189H23V188H21ZM20 189V190H21ZM39 189V188H38ZM43 189V188H42ZM41 189V190H42ZM53 189V188H52ZM66 189H68V188H66ZM19 190V189H18ZM24 190V189H23ZM28 190V189H27ZM82 190V189H81ZM89 190V189H88ZM140 190V191H141ZM191 190V189H190ZM248 190V189H247ZM13 191V190H12ZM31 191V190H30ZM38 191V190H37ZM51 191V190H50ZM70 191V190H69ZM80 191V190H79ZM78 191V192H79ZM91 191V190H90ZM189 191V190H188ZM193 191V190H192ZM194 191H195V189H194ZM193 191V192H194ZM208 191V190H207ZM9 192V191H8ZM7 192V193H8ZM23 192V191H22ZM25 192V191H24ZM23 192V193H24ZM33 192V191H32ZM32 192H30V194L32 193ZM43 192H46V190L45 191H43ZM42 192V193H43ZM136 192V191H135ZM156 192V191H155ZM248 192H250V191H248ZM259 192V191H258ZM10 193H12V192H10ZM18 193V192H17ZM21 193V192H20ZM22 193V195H24V194H26V193H28V192H26V193H24L23 194ZM41 193V194H42ZM48 193V192H47ZM64 193V192H63ZM62 193V194H63ZM76 192H74V194H75ZM87 193H89V192H87ZM222 193V192H221ZM260 193V192H259ZM258 193V194H259ZM261 193H263V191L261 192ZM29 194V193H28ZM27 194V195H28ZM34 194V193H33ZM35 194H37V193H35ZM34 194V195H35ZM44 194V193H43ZM77 194V197H78V193H76ZM85 194H86V192H85ZM98 194V193H97ZM137 194V193H136ZM156 194V193H155ZM187 194H189V192L187 193ZM243 194L246 196L248 193L247 192H244L243 191ZM2 195V194H1ZM7 195V194H6ZM6 195H5V197H6ZM9 195V194H8ZM12 195V194H11ZM65 195V194H64ZM67 195V194H66ZM65 195V196H66ZM89 195H90V193H89ZM103 195V194H102ZM106 195H108V194H106ZM105 195V196H106ZM192 195H195L194 193L192 194ZM225 195V194H224ZM255 195H257V194H255ZM255 195H253V196H255ZM260 195V194H259ZM262 195V194H261ZM15 196V195H14ZM39 196V198L41 197L40 195H38ZM55 196V195H54ZM54 196H53V198H54ZM70 196H71V194H70ZM79 196H81V195H79ZM109 196V195H108ZM191 196V195H190ZM263 196H264V194H263ZM4 197V198H5ZM25 197V196H24ZM23 197V198H24ZM27 197V196H26ZM42 197H44L43 195H42ZM41 197V198H42ZM49 197V196H48ZM69 197V196H68ZM86 196H84L83 198H85ZM88 197V196H87ZM94 197V196H93ZM103 197V196H102ZM101 197V198H102ZM158 197V199H156ZM189 197V196H188ZM8 198V197H7ZM10 198V197H9ZM7 199V201L8 200H10V199ZM18 198V197H17ZM17 198H15V199H17ZM31 198V197H30ZM38 198V199H39ZM40 198V199H41ZM46 198V197H45ZM51 198H52V196H51ZM51 198H48V200L49 199H51ZM64 198V197H63ZM75 198H76V196H75ZM82 198V199H83ZM91 198V197H90ZM114 197H112V199H113ZM191 198H193V196H191ZM257 198H258V196H257ZM264 198V197H263ZM62 199V198H61ZM89 199V198H88ZM87 199V200H88ZM225 199V198H224ZM262 199V198H261ZM2 200V199H1ZM14 200V199H13ZM28 200V199H27ZM30 200V199H29ZM35 200H37V197L34 199V201ZM56 200V199H55ZM55 200H53V201H55ZM60 200V199H59ZM91 200H92V198H91ZM93 200H94V198H93ZM104 200H106V198L104 199ZM110 200V199H109ZM115 200V199H114ZM117 200V199H116ZM258 200H259V198H258ZM22 201V200H21ZM45 201V200H44ZM61 201V200H60ZM64 201V200H63ZM74 201V200H73ZM78 200H76V202H77ZM90 201V200H89ZM108 201V200H107ZM122 201V200H121ZM217 201V200H216ZM235 201V200H234ZM10 202V201H9ZM19 202V201H18ZM28 202V201H27ZM46 202V201H45ZM57 202V201H56ZM55 202V203H56ZM62 202V201H61ZM65 202L66 201H64V202H62V203H64L65 204ZM98 202V201H97ZM117 202V201H116ZM192 202H194L193 200H192ZM5 203H7V202H5ZM49 203H51V202H49ZM48 203V204H49ZM54 203V202H53ZM60 203V202H59ZM74 203V202H73ZM73 203H72V205H73ZM93 203V202H92ZM99 203V202H98ZM121 203V202H120ZM123 203H125V201L123 202ZM122 203V204H123ZM15 204H16V202H15ZM14 204V205H15ZM32 204V203H31ZM34 204V203H33ZM38 204H40V200H39V203ZM41 204H42V202H41ZM44 204V203H43ZM61 204V203H60ZM71 204V203H70ZM87 204V203H86ZM89 204V203H88ZM116 204V203H115ZM122 204H120V205H122ZM128 204V203H127ZM260 204V205H259ZM8 205H9V203H8ZM7 204H6V206H8ZM12 205H13V203H12ZM17 205V204H16ZM15 205V206H16ZM27 205H28V203H27ZM62 205V204H61ZM66 205V204H65ZM95 205H97V204H95ZM124 205V204H123ZM123 205L121 206V208L123 207ZM148 205V204H147ZM193 205V204H192ZM212 205V204H211ZM259 205V206H258ZM264 205V203L262 204V206ZM1 206H2V204H1ZM24 206V205H23ZM28 206H33V205H28ZM39 206V205H38ZM38 206H35V207H38ZM52 206H53V204H52ZM57 206V205H56ZM60 206V205H59ZM98 206V205H97ZM100 206H101V204H100ZM104 206V205H103ZM113 206V205H112ZM118 206V205H117ZM234 206V207H233ZM258 206V207H257ZM4 207H5V205H4ZM10 207V206H9ZM20 207V206H19ZM18 207V208H19ZM21 207H22V205H21ZM24 207H26V206H24ZM46 207V206H45ZM58 207V206H57ZM66 207V206H65ZM70 207V206H69ZM82 207V206H81ZM120 207V206H119ZM118 207V209H120ZM250 207V206H249ZM3 208V207H2ZM12 208V207H11ZM43 208H44V206H43ZM52 208H54V207H52ZM60 208V207H59ZM79 208V207H78ZM160 208V210L158 211V212H156V213H154L155 211H157L158 209ZM192 208V207H191ZM264 208V207H263ZM3 209H5V208H3ZM20 209V208H19ZM24 209H26V208H24ZM40 209H41V207H40ZM46 209V208H45ZM67 209V208H66ZM95 209V208H94ZM200 209V208H199ZM18 210V209H17ZM21 210V209H20ZM30 210H31V208H30ZM42 210V209H41ZM44 210V209H43ZM59 210V209H58ZM69 210V209H68ZM70 210H71V208H70ZM104 210V209H103ZM122 210V209H121ZM177 210V209H176ZM192 210V209H191ZM37 211V210H36ZM36 211L34 212V214L36 213ZM46 211V210H45ZM51 211V210H50ZM117 211V210H116ZM115 211V212H116ZM253 211V210H252ZM6 212H8V211H6ZM16 212V211H15ZM17 212H19L20 213V211H17ZM23 212V211H22ZM30 212V211H29ZM38 212H41V211H39L38 210ZM43 212V211H42ZM64 212H65V210H64ZM79 212V211H78ZM128 212V211H127ZM177 212V211H176ZM212 212V213H211ZM262 212V211H261ZM9 213V212H8ZM53 213V212H52ZM60 213V212H59ZM71 213V212H70ZM90 213V212H89ZM93 213V212H92ZM118 213V212H117ZM129 213V212H128ZM134 213V214H135ZM154 213V214H153ZM260 213V212H259ZM259 213H258V215H259ZM3 214V213H2ZM10 214H11V212H10ZM15 214V213H14ZM20 214H22V213H20ZM25 214V215H24ZM24 214H23V216H24V218L25 219H27L28 218V215L30 214H28V212L27 211H25L24 212ZM33 214V215H34ZM38 214V213H37ZM55 214V213H54ZM62 214H63V212H62ZM68 214V213H67ZM76 214V213H75ZM82 214H83V212H82ZM125 214V213H124ZM147 214V213H146ZM192 214V213H191ZM257 214V213H256ZM12 215V214H11ZM16 215V214H15ZM19 215V214H18ZM36 215V214H35ZM39 215V214H38ZM42 215V214H41ZM47 215V214H46ZM65 215V214H64ZM89 215V214H88ZM92 215V214H91ZM121 215V214H120ZM123 215V214H122ZM125 215H127V214H125ZM129 215V218H130V214H128ZM171 215H174V214H171ZM176 215V214H175ZM255 215V214H254ZM263 215V214H262ZM31 216V215H30ZM55 216V215H54ZM90 216V215H89ZM93 216V215H92ZM97 216H98V214H97ZM103 216V215H102ZM157 216V217H156ZM257 216V215H256ZM260 216L261 215H259V218H260ZM264 216V215H263ZM1 217V216H0ZM8 217H10V216H8ZM12 217V216H11ZM32 217V216H31ZM42 217V216H41ZM61 217L63 218V216L61 215ZM69 217V216H68ZM85 217V216H84ZM91 217V216H90ZM106 217V216H105ZM175 217V216H174ZM173 217V218H174ZM208 217H210V218H208ZM255 217V216H254ZM5 218V217H4ZM33 218H35V217H33ZM36 218H38V216L36 217ZM62 218H60V219H62ZM74 218H75V216H74ZM81 218H83L82 216H80V220H81ZM107 218V217H106ZM124 218H126L125 216H124ZM258 218V217H257ZM262 218V217H261ZM3 219V218H2ZM14 219V218H13ZM17 219V218H16ZM20 219V218H19ZM31 219V218H30ZM29 219V220H30ZM44 219V218H43ZM46 219V218H45ZM48 219H49V217H48ZM65 219V218H64ZM70 219V218H69ZM88 219H89V217H88ZM87 219V220H88ZM154 219V225H153V222H152V220ZM171 219V218H170ZM247 219V218H246ZM263 219H264V217H263ZM263 219L261 220V221H263ZM5 219H3V221H4ZM7 220V219H6ZM28 220V219H27ZM32 220V219H31ZM39 220V219H38ZM37 220V221H38ZM67 220V219H66ZM85 220V219H84ZM90 220H91V218H90ZM104 220H105V218H104ZM133 219H132V217H131V219L129 220V221H127V224H132V221ZM144 220V219H143ZM172 220V219H171ZM174 220V219H173ZM236 220V221H237ZM0 221H1V219H0ZM2 221V222H3ZM9 221V220H8ZM13 221V220H12ZM18 221V220H17ZM20 221H21V219H20ZM23 221V220H22ZM26 221V220H25ZM34 221V220H33ZM43 221V220H42ZM47 221V220H46ZM67 221H69V220H67ZM98 221V220H97ZM108 221V220H107ZM106 221V222H107ZM111 221V220H110ZM41 222V221H40ZM39 222V223H40ZM112 222V221H111ZM119 222V221H118ZM260 222V221H259ZM1 223V222H0ZM5 223V222H4ZM19 223V222H18ZM22 223V222H21ZM20 223V224H21ZM28 223H30V222H28ZM50 223V222H49ZM70 223H72V222H70ZM80 223V222H79ZM85 223V222H84ZM87 223V222H86ZM94 223H96V222H94ZM134 223V222H133ZM261 223H263V222H261ZM3 224V223H2ZM13 224V223H12ZM19 224V228H20V225ZM33 225H34V223H32ZM36 224V223H35ZM45 224H46V222H45ZM44 224V225H45ZM81 224H83V223H81ZM241 224H242V222H241ZM264 224V223H263ZM8 225V224H7ZM28 225V224H27ZM37 225V224H36ZM40 225V224H39ZM67 225V224H66ZM3 226H4V224H3ZM14 226H16V225H14ZM17 226H18V224H17ZM31 226V225H30ZM70 226V225H69ZM68 226V227H69ZM74 226V225H73ZM72 226V227H73ZM77 226V225H76ZM83 226V225H82ZM124 226V225H123ZM140 226V225H139ZM225 226H227V229H228V232H227V234H226V231H225ZM250 226H251V228H250ZM2 226H0V228H1ZM5 227H6V225H5ZM4 227V228H5ZM9 227V226H8ZM27 227V226H26ZM34 227V226H33ZM38 227H43V225L42 226H38ZM56 227V226H55ZM71 227V228H72ZM84 227V226H83ZM86 227V226H85ZM98 227V226H97ZM109 227V226H108ZM116 227V226H115ZM114 227V228H115ZM133 227V226H132ZM39 228V229H40ZM67 228V227H66ZM70 228V227H69ZM88 228H90V227H88ZM101 228V227H100ZM105 228V227H104ZM112 228V227H111ZM142 228V227H141ZM9 229H10V227H9ZM20 229H22V228H20ZM24 229V228H23ZM22 229V230H23ZM29 229H30V227H29ZM33 229V228H32ZM38 229V228H37ZM43 229V228H42ZM83 229V228H82ZM101 229H103V228H101ZM129 229V228H128ZM5 230V229H4ZM34 230V229H33ZM41 230V229H40ZM81 230V229H80ZM86 230V229H85ZM84 230V231H85ZM104 230V229H103ZM1 231H2V229H1ZM1 231H0V236H1V238L0 239H2L3 237H4V235H2L1 234ZM10 231H11V229H10ZM61 231V230H60ZM77 231V230H76ZM99 231V230H98ZM111 231V230H110ZM116 231V230H115ZM170 231V230H169ZM7 232H9V231H7ZM18 232V231H17ZM41 232H43V231H40V233ZM56 232V231H55ZM58 232V231H57ZM100 232V231H99ZM137 232V231H136ZM12 233H14V232H12ZM21 233V232H20ZM48 233V232H47ZM60 233V232H59ZM65 233H66V231H65ZM79 233H81V232H79ZM85 233V232H84ZM94 233V232H93ZM114 233V232H113ZM134 233V232H133ZM3 234H4V232H3ZM11 234V233H10ZM22 234V233H21ZM20 234V235H21ZM24 234V233H23ZM26 234V233H25ZM38 234V233H37ZM49 234V233H48ZM69 234V233H68ZM105 234V233H104ZM168 234V233H167ZM179 234V233H178ZM5 235H6V231H5ZM8 235V234H7ZM32 235V234H31ZM75 235V234H74ZM87 235H88V233H87ZM106 235V234H105ZM104 235V236H105ZM124 235V234H123ZM128 235V234H127ZM136 235V234H135ZM171 235V234H170ZM23 236V235H22ZM34 236V235H33ZM64 236H65V234H64ZM84 236H85V234H84ZM89 236V235H88ZM102 236V235H101ZM116 236V235H115ZM119 236V235H118ZM172 236V235H171ZM13 237V236H12ZM38 237V236H37ZM44 237V236H43ZM49 237V236H48ZM69 237V236H68ZM72 237V236H71ZM70 237V238H71ZM91 237V236H90ZM109 237V236H108ZM111 237V236H110ZM117 237V236H116ZM115 237V238H116ZM119 237H121V235L119 236ZM126 237V236H125ZM134 237V236H133ZM132 237V238H133ZM137 237V236H136ZM158 237V236H157ZM161 237V236H160ZM164 237H165V233H164ZM166 237H168V236H166ZM21 238V237H20ZM33 238V237H32ZM38 238H40V237H38ZM114 238V237H113ZM114 238V239H115ZM172 238V237H171ZM178 238H179V236H178ZM22 239V238H21ZM25 239V238H24ZM49 239V238H48ZM51 239V238H50ZM88 239H89V237H88ZM94 239V238H93ZM96 239V238H95ZM123 239V238H122ZM158 239V238H157ZM180 239V238H179ZM19 240V239H18ZM37 240V239H36ZM42 240V239H41ZM119 240V239H118ZM125 240V239H124ZM23 240H21V242H22ZM49 241V240H48ZM47 241V242H48ZM71 241V240H70ZM72 241H74V240H72ZM94 241V240H93ZM111 241V240H110ZM155 241H157V240H155ZM168 241V240H167ZM179 241V240H178ZM8 242V241H7ZM7 242H5V243H7ZM43 242V241H42ZM45 242V241H44ZM92 242V241H91ZM96 242V241H95ZM159 243H161L160 241H158ZM157 242V243H158ZM164 242V241H163ZM233 242V243H234ZM16 243V242H15ZM31 243V242H30ZM29 243V244H30ZM33 243V242H32ZM46 243V242H45ZM111 243V242H110ZM114 243H116V242H114ZM172 243V242H171ZM170 243V244H171ZM183 243H186V241H184ZM12 244V243H11ZM10 244V245H11ZM78 244V243H77ZM155 244V243H154ZM169 244V245H170ZM173 244V243H172ZM171 244V245H172ZM2 245H4V244H2ZM9 244H7V246H8ZM25 245H26V243H25ZM58 245V244H57ZM174 246L175 245H178L177 243L176 244H173ZM187 245V244H186ZM186 245H184V246H186ZM6 246V247H7ZM19 246V245H18ZM33 246V245H32ZM59 246V245H58ZM74 246V245H73ZM89 246V245H88ZM96 246V245H95ZM110 246V245H109ZM120 246H121V244H120ZM22 247V246H21ZM30 247V246H29ZM49 248L51 247V246H48ZM81 247H83V246H81ZM90 247V246H89ZM88 247V248H89ZM126 247V246H125ZM161 247H163V246H161ZM160 247V248H161ZM26 248V247H25ZM35 248V247H34ZM48 248V249H49ZM74 248H75V246H74ZM87 248V249H88ZM95 248V247H94ZM97 248V247H96ZM110 248V247H109ZM108 248V249H109ZM122 248V247H121ZM120 248V249H121ZM156 248V247H155ZM157 248H159V246L157 247ZM172 248V247H171ZM190 248V247H189ZM76 249V248H75ZM107 249V250H108ZM117 249H118V247H117ZM120 249H118V250H120ZM170 249V248H169ZM183 249V248H182ZM193 249H195V248H193ZM27 250V249H26ZM45 250V249H44ZM50 250V249H49ZM81 250V249H80ZM92 250V249H91ZM161 250V249H160ZM184 250H186V249H184ZM188 250V249H187ZM18 251V250H17ZM20 251V250H19ZM22 251V250H21ZM35 251V250H34ZM43 251V250H42ZM78 251H79V249H78ZM93 251V250H92ZM133 251V250H132ZM149 251V250H148ZM178 251V250H177ZM177 251H172V250H170V258L172 259V262H174L175 261V259H177V258H180L181 257V255H180V253H176ZM193 251V250H192ZM30 252H31V250H30ZM46 252L48 253L49 251H47L46 250ZM99 252V251H98ZM115 252V251H114ZM121 252H123V251H121ZM152 252V251H151ZM150 252V253H151ZM169 252V251H168ZM167 252V253H168ZM39 253V252H38ZM44 253V252H43ZM47 253H46V255H47ZM146 253V252H145ZM183 253H184V255L185 256H188L187 255V253L185 252V251H183ZM190 253H192V252H190ZM245 253V252H244ZM7 254V253H6ZM20 254V253H19ZM30 254V253H29ZM54 254H56V253H54ZM154 254V253H153ZM153 254H150V255H153ZM165 254V253H164ZM12 255H13V253H12ZM16 255V254H15ZM24 255V254H23ZM26 255V254H25ZM84 255V254H83ZM82 255V256H83ZM94 255V254H93ZM183 255V256H184ZM18 256V255H17ZM39 256V255H38ZM37 256V257H38ZM61 256V255H60ZM81 256V255H80ZM145 256H147V255H145ZM184 256V257H185ZM2 257V256H1ZM27 257V256H26ZM116 257V256H115ZM122 257V256H121ZM121 257L119 256V257H117L118 259L117 260H119V258L121 259ZM143 257H144V255H143ZM148 257V256H147ZM191 257V256H190ZM248 257V256H247ZM16 258H18V257H16ZM25 258V257H24ZM42 258V257H41ZM49 258H51V257H49ZM68 258V257H67ZM152 258H153V256H152ZM169 257L167 258L168 260L170 259ZM12 259V258H11ZM14 259H15V256H14ZM52 259V258H51ZM55 259V258H54ZM99 259V258H98ZM167 259H165L166 260V262H167ZM185 259V258H184ZM189 259V256H188V258H186V260H188ZM198 259L200 260V262H198ZM262 259V258H261ZM18 260V259H17ZM22 260V259H21ZM58 260V259H57ZM74 260V259H73ZM115 260H116V258H115ZM148 260H149V257H148ZM147 260V263L149 262ZM186 260H185V262H184V264H187V262H186ZM207 260V261H206ZM6 261V260H5ZM23 261V260H22ZM32 261V260H31ZM34 261V260H33ZM44 261H45V259H44ZM157 261V260H156ZM184 261V260H183ZM16 262V261H15ZM46 262H49V261H46ZM74 262V261H73ZM177 262V261H176ZM249 262V261H248ZM260 262V261H259ZM4 263V262H3ZM13 263V262H12ZM32 263V262H31ZM50 263V262H49ZM53 263V262H52ZM70 263V262H69ZM118 263L119 264H121V260L120 261H118ZM133 263V262H132ZM153 263V262H152ZM161 263V262H160ZM7 264V263H6ZM23 264H25V263H23ZM45 264V263H44ZM48 264V263H47ZM56 264V263H55ZM65 264H67V263H65ZM111 264H114V263H111ZM144 264V263H143ZM146 264V263H145ZM167 264V263H166ZM177 264V263H176Z\"/></svg>",
	"mask_w": 264,
	"mask_h": 264
}]
</instances>
